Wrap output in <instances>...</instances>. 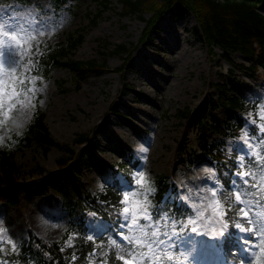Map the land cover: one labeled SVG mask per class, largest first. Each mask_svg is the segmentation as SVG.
<instances>
[{
	"label": "rangeland",
	"instance_id": "1",
	"mask_svg": "<svg viewBox=\"0 0 264 264\" xmlns=\"http://www.w3.org/2000/svg\"><path fill=\"white\" fill-rule=\"evenodd\" d=\"M53 2L0 0V20L7 21L5 30L15 32L20 24L27 29L18 32L16 39L12 36L2 37L3 43H0V61L3 62L0 63V95L4 98L5 110L10 106V98L13 102L15 100L13 89L26 90L27 78L43 75L49 81L47 100L44 108L37 109L42 111L49 135L55 141L47 146L36 140L18 145L10 157L17 175L38 178L41 172L54 169L58 158L70 157L88 190L97 192L98 180L106 185L117 178L121 189L128 191L133 181L125 182L118 171L112 170L114 166H110V163L129 154L136 158L133 172L148 167L153 176L165 174L173 184L169 191L172 198L179 199L181 194H189L193 203L206 207V202L201 199L204 193L199 190L216 185L207 178H197L198 169L201 165L214 164L199 146L200 130L190 119L188 110L190 112L199 106L206 93L216 99L220 92L215 85L217 82L224 84L223 93L235 95L243 102L264 95L257 91L264 88V77L261 76L256 82L254 71L238 69V64L247 66L251 59L237 50L228 51L226 58L217 44L211 48V52L208 51L204 40L194 31L198 29L196 20L188 9L181 15H175L171 10L163 12L155 32L145 43L139 42V38L150 15L149 10L140 14L124 13L118 0H108L105 6L101 0H65L57 8L53 7ZM62 9L71 14L70 23L51 39L37 36V29L59 27ZM259 9L264 12V6ZM27 20L35 23L29 25ZM76 33H81L82 38L68 49L67 56L93 59L104 65L102 70L78 72L66 66L53 65L44 74L37 68L35 57L38 53L66 44L67 37ZM120 44L132 49L125 61H122L125 53L118 47ZM28 61H32L35 68L31 72H22L19 65ZM13 67L16 68L15 72L11 71ZM21 79L25 80L23 85L20 84ZM249 93L253 95L249 96ZM111 105H116L115 112L111 111ZM242 111L247 109H230L221 102L214 107L207 106L205 119L211 126L205 129L204 137L218 144L225 152L236 148L238 154L243 153L246 158L250 150L236 139L239 133L227 135L213 126L216 120L226 129L225 123L235 120L234 113L242 117ZM245 123L244 120L241 127ZM150 131L156 133L154 142L148 139ZM81 135L89 140L79 142ZM94 141L95 145H91L90 142ZM138 141L151 148L148 165L142 164L133 150V145ZM249 142L254 145V138L250 136ZM243 162L238 161L239 164ZM178 170L186 178L179 186L172 182ZM133 172L130 174L132 180ZM190 188L191 193L188 191ZM185 203L191 213L181 228H172L167 232L162 230L158 219L149 222L150 232L157 228L160 230L159 237H147L154 248L161 252L164 249L173 251L180 255L181 261L186 256L184 264H238L237 259L248 264L250 253L258 251L256 244L260 236L241 233L234 227L232 238L236 255L234 258L232 255L225 257L221 244L225 231L222 235H213L210 228L203 226L211 211H205L204 217L198 218L190 204ZM247 210L249 219L253 220L259 231L264 224L256 214L264 213V206L252 204ZM37 212L66 224V211L49 188L36 185L29 193L20 191L19 200L14 204L0 201V216L6 217L10 234L14 238L19 237L20 241L27 237L29 229L33 232V216ZM189 218L194 223L189 224ZM86 224L88 234L94 236L106 227L104 220L88 213ZM128 224L129 221L124 220L120 225L126 229L125 235L128 234ZM245 226L248 227V223ZM144 251H147L146 246L138 253ZM161 260H164V264H178L163 256ZM1 264L16 263L1 261ZM133 264L159 262L154 257L141 260L137 254Z\"/></svg>",
	"mask_w": 264,
	"mask_h": 264
},
{
	"label": "trees",
	"instance_id": "2",
	"mask_svg": "<svg viewBox=\"0 0 264 264\" xmlns=\"http://www.w3.org/2000/svg\"><path fill=\"white\" fill-rule=\"evenodd\" d=\"M121 3L124 13L140 14L146 10L150 11L149 17L145 20V26L139 38V42H149L150 35L157 28V21L163 12L173 11L176 15H181L187 9L194 16L198 29L194 30L200 35L211 52L214 45L222 48V55L226 58L227 52L237 50L244 53L251 59L248 66L237 65L238 69L248 68L251 72L256 71L259 67L264 71V13L259 11L264 6V0H118ZM65 0H54L52 3L54 8L60 7ZM105 6L108 0H101ZM156 26V27H155ZM154 28V29H153ZM82 38L81 33L71 34L67 37L64 45L43 49L36 55L37 68L46 74L53 65L66 66L70 70L78 72L84 70L100 71L104 65L93 59H75L67 56L68 49L78 43ZM148 40V41H147ZM125 56L122 61L130 55L132 49L124 44L118 45ZM38 70V69H37ZM220 92L216 99L212 98L208 93L204 94L203 100L199 106L189 112L190 119L196 123L200 130L199 146L205 151L209 158L213 160L214 167L218 172V179L223 182L224 188L220 192L221 198L227 196L233 189L230 186V179H235V187L249 194L252 204L264 206V195L261 194V186L259 184V176L264 175V162L258 161L255 157L249 155L245 158L244 169L256 173L257 178L251 175L241 177L238 172L241 171L237 162V152L234 148L231 155L220 148L213 141H207L204 137V131L210 122L205 119L207 106H212L218 102L226 103L230 109L240 108L245 110L244 102L235 95L227 96L223 93L224 84H215ZM253 106V105H250ZM111 110L115 111V105H111ZM235 120L225 123L226 129L221 127L216 120L213 126L216 130L227 134L236 135L244 122L238 113H234ZM250 127V136L254 138V145L260 144L258 150L264 157V136L257 134L255 126ZM79 142L89 140L85 135L78 137ZM36 140L47 145L55 143L49 135L48 128L43 119V113L39 109L34 110L32 123L29 125V131L26 136L19 140V144ZM95 145L94 142H90ZM81 152V151H80ZM11 153L0 152V201L14 204L19 200L20 191L31 192L34 186L41 188H49L56 195L61 203L62 208L66 211V225L69 229L68 233L63 235V239L59 242H53L51 247L44 244L29 229L27 237L22 239L21 253L19 256H0V263H16L29 264L30 260H35L36 264H86V258L91 257L96 264H124V261L116 259V250L108 246L109 238L115 239L125 249V258H133L138 254L139 246L131 244L126 240L119 239L117 234L118 221L120 218L119 209L123 206L120 201L122 199L120 193L123 192L117 178L106 184L105 192H91L82 183L78 167L70 157H62L57 159V166L54 169L41 172L38 178H23L17 175L16 169L10 159ZM136 158L127 154L125 157L120 156L118 160L110 163L113 171H118L129 183L131 181L130 174ZM215 162V163H214ZM156 187L158 191L155 195H150L149 199L153 204L150 208L152 220L158 219L162 230L167 232L172 228H181L187 217L191 213L190 208L184 201L176 198L171 199L167 193L172 189V183L165 174L155 175ZM244 179L249 181L248 185L244 184ZM138 186L134 184L132 191ZM143 191V189H140ZM95 193V195H93ZM227 207V206H226ZM241 206L236 205L235 209L228 211L225 219L229 221V231L224 234L223 247L227 252L232 251V242L230 235L234 229V221L240 219L246 222L247 219H241L235 215L236 210ZM95 213V215L106 221V227L101 230L93 241H86L88 235L86 225L87 213ZM139 223L146 226L147 231L151 233L149 221L140 219ZM72 232L79 233L74 246L61 251L64 241ZM163 233V232H162ZM163 235V234H162ZM36 245L40 248L37 250ZM50 253L51 258L45 260L43 252ZM107 251L108 256L105 257L101 253ZM75 254L78 259L73 261L72 255Z\"/></svg>",
	"mask_w": 264,
	"mask_h": 264
},
{
	"label": "clouds",
	"instance_id": "3",
	"mask_svg": "<svg viewBox=\"0 0 264 264\" xmlns=\"http://www.w3.org/2000/svg\"><path fill=\"white\" fill-rule=\"evenodd\" d=\"M61 12L63 15L60 17L59 27H45L43 29H37L36 35L41 38L51 39L55 37L60 30L63 29L71 21V14L64 12L62 9ZM7 21L0 20V43H3L2 37L6 36H16L18 32H25L24 24H20L15 32L6 31ZM29 25H33L35 21L27 20ZM0 63H3L0 61ZM29 65H32L30 68ZM19 67L22 69V72H31L35 65L32 61H28L26 64H21ZM11 71L15 72L16 68L13 67ZM25 83L24 79L20 80V84ZM28 87L25 90L20 88L19 91L13 89V95L15 97L14 102L10 98V106L5 110L4 98L0 95V152H13L19 144V140L24 138L29 131V125L32 123L34 116V110L39 108H44L47 100V91L49 86V81L43 75H31L27 78ZM257 91L264 94V88H260ZM252 96V93L248 94ZM23 97V98H21ZM43 97V98H41ZM254 105V106H250ZM244 106L247 111H242L241 116L247 122L243 127L239 129V135L236 139L244 144L245 148L250 150L249 155L255 157L258 161L264 162V157L261 156L260 144L252 145L249 142L250 138V127L255 126L257 129V134L264 136V95H261L258 99L249 101H244ZM155 127V125H153ZM148 139L155 141L156 133L150 131L148 133ZM133 150L136 153L137 158L141 161L142 164L148 165L149 156L151 153V148L148 144L138 141L133 145ZM231 149L228 150V154L231 155ZM245 159L243 153L237 156V160L242 162ZM215 163V162H214ZM241 171L238 172V175L243 179L244 177L252 176L254 179L256 173L250 172L244 169V164H240ZM199 178H207L211 182L215 183L216 187L206 186L202 187L199 191L204 193L201 197L202 201L206 202V207L204 204L193 203L190 200L189 194H181L179 199L181 201L187 202L190 204L191 208L196 211L197 217H204L205 211L210 210L211 215L207 217V222L204 223L206 229H211L213 235H218L222 231H226L229 227V221L225 219L228 211L235 209L236 205L241 207L236 210L235 215L241 219H248V227L240 222V219L234 221L235 229L239 230L241 233H253L261 237L259 242L256 244L258 251H253L250 253V259L248 264H264V227L259 231L256 230V224L252 219H249V206L252 205L253 201L249 198V194L245 191L237 188H233L231 192L221 198L220 192L223 190V182L218 179V172L214 166L210 165H201L198 169ZM185 177L178 170L175 177L172 178V182L176 183L178 186L185 181ZM134 184L138 187L132 191H123L120 193L122 199L120 203L124 205L119 209L120 216L125 220L129 221L128 224V234L124 235V240L131 244H135L140 248L147 247V251L138 253L139 259L144 257H154L159 264H164V260H161V256L165 257L168 261H177L178 264H184V261L187 260L185 256L183 261H181L180 255L164 249L162 252L157 248H154L151 243L148 242L147 237H159L160 230H156L149 233L146 226L139 223L140 219L147 221L152 220V214L150 208L152 207V200L149 199L150 195H155L158 191L156 187L155 177L151 174L148 167H144L141 170H134L133 172ZM234 183V182H233ZM244 184L248 185L249 181L244 179ZM259 184L261 186V194L264 195V175L259 176ZM105 184L98 180L96 184V189L103 193L105 192ZM140 189H143L141 191ZM189 193L192 192L190 188ZM95 195V193H93ZM127 197V199H125ZM227 206V207H226ZM204 208V211L201 212L200 209ZM88 215H95V213H88ZM257 217L260 219V222L264 224V213H257ZM35 227L33 229V235L36 236L44 244H47L51 247L53 242L59 243L63 239V235L68 233L69 229L67 225L63 222H55L51 220L44 213L37 212L35 217ZM191 218H189V221ZM220 229L221 232L217 230ZM79 233L72 232L68 235L64 245L61 247V251H65L66 248H71L74 246V243L79 236ZM95 239L94 234H88L85 237L86 241H93ZM161 243H163L161 241ZM21 244L22 241L19 240V237H13L9 232V227L6 223V217L0 216V256H19L21 253ZM108 246L115 248L116 250V259L120 261L125 260V249L119 244L115 239L109 238ZM37 250L40 246L36 245ZM101 255L107 257L108 252L105 251ZM45 260L50 259L51 255L47 251L43 252ZM78 257L73 254L72 260H77ZM88 264H96V261L91 257L86 258ZM133 259L128 260V264H133ZM19 264V261L17 262ZM29 264H36L35 260H30ZM104 264H107V259ZM238 264H245V261L241 260Z\"/></svg>",
	"mask_w": 264,
	"mask_h": 264
},
{
	"label": "snow or ice",
	"instance_id": "4",
	"mask_svg": "<svg viewBox=\"0 0 264 264\" xmlns=\"http://www.w3.org/2000/svg\"><path fill=\"white\" fill-rule=\"evenodd\" d=\"M12 38L13 39H16V36H13ZM125 199H127V197H125ZM200 211L203 212L204 211L203 208H201ZM192 223H194V221L193 220H190L189 221V224H192ZM193 231H195V229H193ZM220 234L222 235L223 234V231ZM124 264H128V260H124Z\"/></svg>",
	"mask_w": 264,
	"mask_h": 264
},
{
	"label": "bare ground",
	"instance_id": "5",
	"mask_svg": "<svg viewBox=\"0 0 264 264\" xmlns=\"http://www.w3.org/2000/svg\"><path fill=\"white\" fill-rule=\"evenodd\" d=\"M166 23V22H165ZM156 27V26H155ZM154 29V28H153ZM183 32V31H182ZM150 39V38H149ZM148 41V40H147ZM141 48V47H140ZM108 68V67H107ZM122 71V70H121ZM122 75V74H121ZM125 75V74H124ZM131 88V87H130ZM124 93V92H123ZM116 106V105H115ZM183 137V136H182ZM177 146H178V144H177ZM197 178H199V177H197ZM173 185V184H172ZM174 189V188H173ZM44 209V208H43ZM210 215H211V213H210ZM33 218H34V216H33ZM34 221V220H33ZM205 221V220H204ZM230 230V229H229ZM217 231H219V229L217 230ZM234 234V233H233ZM196 236H198V235H196Z\"/></svg>",
	"mask_w": 264,
	"mask_h": 264
}]
</instances>
